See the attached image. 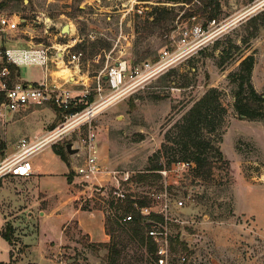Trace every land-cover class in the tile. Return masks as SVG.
<instances>
[{"label":"rangeland","instance_id":"1","mask_svg":"<svg viewBox=\"0 0 264 264\" xmlns=\"http://www.w3.org/2000/svg\"><path fill=\"white\" fill-rule=\"evenodd\" d=\"M217 1L218 31L213 41L168 69L146 80L139 78L130 88L126 84L114 90L101 78L102 89H98L100 74H106L116 62L125 59L130 67L146 61L155 64L163 49L174 48L172 37L179 35L180 28L193 23L207 28L210 10ZM0 10L22 14L30 22L45 14L58 24L45 39L38 37L43 34L40 24L21 26L15 33L18 38L25 35L27 39L33 36L35 42L43 40L50 57L45 69L40 65L22 66L18 73L21 79L40 81L44 72L48 81L67 89L74 76L81 75L89 80L88 92L75 95L71 107L80 114L102 98L115 96L90 121L97 130L103 170L99 183L87 186L72 172L73 166L83 163L84 152L67 154L73 174L71 189L81 192L80 198L90 210L103 211L107 222L110 215L96 187L111 188L116 184L113 176L117 175L130 198L152 203L164 192L171 197L173 220L164 223L171 240L167 264H264V121L248 120L236 113L234 85L228 77L243 58L254 55L252 82L257 91H264V0H148L130 12L122 0H0ZM154 17L158 20L154 21ZM65 24L73 31L63 33ZM66 44H74L71 53H83L76 64L69 61L71 53L66 54L64 61L56 58L58 48ZM48 68H52L54 76ZM73 70H77L76 74ZM211 87L221 90L228 108L219 146L229 166L216 168L212 179L198 177L193 166L183 162L167 166L164 158L160 159L165 164L163 170H151L154 163L150 158L161 147L167 130ZM55 113L54 123L47 125ZM90 122L66 118V113L51 106L0 119L3 154L14 151V147L9 150L8 144L14 146L23 138L33 140L45 133L44 138L52 130L68 126L55 141L31 157L39 174L50 175H35L32 179L8 177L2 184L5 189L0 191V211L8 214L9 221L1 233L8 235L12 252L6 264H28L30 258L36 260L41 254H59L60 259L67 260L65 264L111 263L109 249L90 241L75 221L65 228L67 237L60 250L51 248L54 243L48 249L45 243L48 239L59 241L62 223L74 212V194L67 179L70 172L65 174L68 165L50 145L65 151L70 142L80 145ZM128 175L130 179L126 181L124 177ZM180 199L184 204L178 208L175 201ZM76 219L97 228L99 236H103L99 218L81 213ZM121 221L126 223L122 227L112 222L107 227L113 231L115 241L121 242L119 247L128 244L132 254L138 246L130 240V225L123 218ZM27 234L37 243L33 252L24 243L23 236ZM140 252L144 258L131 264H150L146 247ZM9 257L8 245L0 237V261Z\"/></svg>","mask_w":264,"mask_h":264},{"label":"built area","instance_id":"2","mask_svg":"<svg viewBox=\"0 0 264 264\" xmlns=\"http://www.w3.org/2000/svg\"><path fill=\"white\" fill-rule=\"evenodd\" d=\"M148 0H122L127 11H134L137 4L146 3ZM123 19L121 23H123ZM32 22V23H31ZM29 19L22 14H9L0 10V119L6 115L20 113L31 108L49 107L59 109L66 113V118H74L77 120L90 122L96 113L100 112L109 103L114 101L115 96L103 99L92 104L85 112H71V107L75 102L74 96L70 90L59 86L54 81H48L46 73L43 72V78L40 81H27L21 79L19 71L22 66L40 65L45 69L49 57V51L46 43L41 40L35 42L33 36L27 39L24 36L18 38L16 32L21 26L31 28L32 24H40L43 29L40 39H45L48 34H51L53 28H57L58 24L50 16L43 14L42 17L37 16V19ZM217 20L213 18L208 21L207 28L199 23H193L191 26L182 27L179 30L177 37H172L174 40V48H165L160 53V60L157 63L149 61L142 65L130 67L127 60H120L109 66L106 74V80L110 87L114 90H120L127 84V88L136 84V81L141 78L146 80L151 76L160 73L169 67H172L180 58L188 56L204 47L207 43L213 41L217 35ZM61 29V28H60ZM61 32V31H60ZM26 36L28 32H25ZM58 48L56 58L64 61L66 54L71 53V48L74 44H66ZM83 53L74 51L69 56V61L77 63ZM103 73L99 76V81L103 78ZM99 90H101V81L99 82ZM126 88V89H127ZM68 126L60 127L52 130L44 138L29 139L23 138L16 143L14 151L11 154L2 153L0 150V188L8 177H30L34 173L31 157L39 150L55 141ZM79 151L84 152V161L80 165L72 167V172L75 176L82 178L84 184L90 185L97 180L103 173L99 157V148L97 143V130L89 123V129L86 137L81 138ZM116 180L111 188H99L102 202L106 204L107 215L113 214L107 201V196L111 195L115 203H124L129 195L124 189L117 175L113 176ZM124 179L129 181L130 177L125 176ZM132 210L124 213L123 220L126 222L132 221L136 214L147 218L145 222L149 223L147 234L156 244L157 264H167L171 252V240L165 222L173 220L170 216L172 210V200L168 192L161 193L156 197V201L141 205L137 198H131ZM183 200L175 201L176 207H182ZM123 209H119L121 213ZM161 216L162 221L153 219V216ZM186 257H183V261Z\"/></svg>","mask_w":264,"mask_h":264},{"label":"trees","instance_id":"3","mask_svg":"<svg viewBox=\"0 0 264 264\" xmlns=\"http://www.w3.org/2000/svg\"><path fill=\"white\" fill-rule=\"evenodd\" d=\"M185 2H192L193 0H184ZM220 10V4L217 1L210 15L208 21L216 18ZM154 21L158 17L153 18ZM254 55H248L243 58L236 71L229 74V80L234 85V109L239 116L248 120L264 121V91L259 92L253 85L252 72L255 65ZM59 110V109H57ZM77 111L71 108L70 110ZM228 108L223 102L222 92L216 87L209 88L201 98H199L193 106L176 121L165 134V139L161 147L154 152L150 160L154 163L151 170H163L164 165L171 166L174 163L183 162L193 166L198 177L212 179L214 170L221 165L229 166V161L225 159L223 152L219 146V141L222 136V130L226 124V117ZM53 150L58 154L63 161L68 165V153L64 149L53 145ZM165 159V164L160 162V159ZM72 172L67 176L68 181L72 182ZM113 210V214L107 216L106 231L110 235V241L100 243L109 249V262L108 264H122L143 259V254L140 248L146 247L150 255V264H157L156 244L147 234L149 223L145 222L147 218L136 214L132 221L127 222L130 227V240L137 243L138 248L130 254L128 252V244L119 247L120 241H115L113 231L107 227L109 222L116 224L119 227L124 226L126 223L122 222L124 213L133 211L131 202L133 200L128 197L124 203H115L111 195L105 199ZM87 201V200H86ZM137 201L144 205V200L138 199ZM82 209H89L88 203L82 205ZM119 209H123L119 212ZM153 216L152 218L157 221L163 219ZM112 231V232H111ZM2 236L9 241V237L5 232ZM124 261H123V260ZM122 260V261H121Z\"/></svg>","mask_w":264,"mask_h":264},{"label":"crops","instance_id":"4","mask_svg":"<svg viewBox=\"0 0 264 264\" xmlns=\"http://www.w3.org/2000/svg\"><path fill=\"white\" fill-rule=\"evenodd\" d=\"M63 27V26H62ZM72 31H73V27H72V29H71ZM52 58H53V56H52ZM49 69V68H48ZM48 69H47V71H48ZM51 70V72H52V68H50L49 69V71ZM75 71H77V70H73V72L76 74V72ZM46 72V71H45ZM72 72V71H71ZM47 75V74H46ZM52 76H54V74H53V72H52V74H51ZM104 76V75H103ZM55 79V78H54ZM104 79V78H103ZM50 80V79H49ZM89 84V80H87V79H83V77L81 76V75H75L74 76V80H71V83H69V84H67L66 85V88L68 89V90H70V92H71V94L73 95V96H75V95H86V93L88 92V88H87V85ZM42 108H44V107H42ZM45 108H49V107H45ZM21 115H24V114H20V115H18V116H21ZM55 119H56V113L53 115V116H50V122L47 124V125H51L52 123H54V121H55ZM46 132V131H45ZM45 134V133H44ZM44 134L43 135H37V139L39 138H42L43 136H44ZM5 139V138H4ZM6 140V139H5ZM16 145V144H15ZM15 145L14 146H10V144H8V148H9V150H11V148L12 147H14L15 148ZM51 147H52V145H50ZM52 149H53V147H52ZM65 162V161H64ZM66 163V162H65ZM67 164V163H66ZM68 165V164H67ZM33 169H34V173H33V175H31L30 176V179H32L33 178V176H35V175H50V174H43V173H41V174H39V172H38V170L37 169H35V167H34V164H33ZM70 172V167H69V165H68V170H67V172L65 173L66 174V176H67V174ZM68 179V178H67ZM98 182L99 183V181H100V176L97 178V180H95V182ZM69 182V181H68ZM4 184V183H3ZM69 184H70V186H69V189L71 190V192H73V198H72V202H73V210H74V212H73V215L71 216V217H69L67 220H65L63 223H62V226H61V231H60V238H59V241H51L50 239H48L45 243H46V246H47V248L49 247L48 245H50V243H54L53 244V246H51V248L52 247H54L53 249H57V250H60L61 249V246L63 245V243H64V241H65V238L67 237L66 236V233L64 232V230H65V228L67 227V225H69L72 221H75L76 223H77V225H78V227H79V229L83 232V234H85L86 236H87V238H89V240L90 241H92V242H98V243H105V242H109L110 241V235L107 233V231H106V215H105V213L103 212V211H101V210H90V209H87V210H85V209H82V205L84 204L83 203V201H82V199L80 198L81 196V192H80V194H79V192H74L72 189H71V187H72V182H69ZM3 189H5V185L3 186H1V188H0V191H3ZM31 213V212H30ZM81 213H89L90 214V216L91 217H94V218H99L100 219V222H101V226H102V228H101V234L103 235L102 237L101 236H99V232H98V230H97V228H93L92 226H86V225H84V223H83V221L80 219V220H78V219H76V217L78 216V215H80ZM39 214H43V211H41L40 209H39ZM0 217H2V218H0V237H1V239L2 240H4L5 242H6V244L8 245V249H9V253H10V257L9 258H7V261H0V262H2V263H7V262H9L10 260H11V255H12V252H11V245H10V243H9V241L8 240H6L3 236H2V233H1V228H2V226L5 224V222H7V221H9L8 219H9V216H8V214L6 213V212H4V213H2V211H0ZM23 239H24V243L26 244V245H28V250L30 251V252H33V250L35 249V247L37 246V243L36 242H34V241H32V238H31V236L29 235V234H27V235H24L23 236ZM48 249H50V248H48ZM59 254H54V255H51V256H46V255H44V254H41L40 255V257H38V256H36L37 257V259L36 260H33V259H31L30 258V260H28V261H30L31 263H28V264H39L38 262H44V263H46V264H65V263H63V262H67V260H63V259H60L61 257H59L58 256ZM56 258H57V260H56ZM21 262H23L22 260H21ZM25 262V261H24ZM58 262H61V263H58ZM19 264H21L20 262H19Z\"/></svg>","mask_w":264,"mask_h":264},{"label":"water","instance_id":"5","mask_svg":"<svg viewBox=\"0 0 264 264\" xmlns=\"http://www.w3.org/2000/svg\"><path fill=\"white\" fill-rule=\"evenodd\" d=\"M62 32L65 34H68L71 32V27L69 24H65L64 27L62 28ZM104 80L108 79V75L105 74L103 76ZM66 151L68 153L69 156H74L76 153H78L80 150L79 148L75 145L74 142H70L68 144H66Z\"/></svg>","mask_w":264,"mask_h":264}]
</instances>
